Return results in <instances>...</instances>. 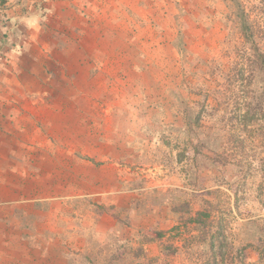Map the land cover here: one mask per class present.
Masks as SVG:
<instances>
[{"label": "crops", "instance_id": "obj_1", "mask_svg": "<svg viewBox=\"0 0 264 264\" xmlns=\"http://www.w3.org/2000/svg\"><path fill=\"white\" fill-rule=\"evenodd\" d=\"M158 2L0 0V264H70L91 240L126 242L142 228L157 243L152 211L135 216L138 190L127 174L135 152L120 130H106L121 117L68 107L90 104L74 88L106 89L149 66L136 45L162 44Z\"/></svg>", "mask_w": 264, "mask_h": 264}, {"label": "rangeland", "instance_id": "obj_2", "mask_svg": "<svg viewBox=\"0 0 264 264\" xmlns=\"http://www.w3.org/2000/svg\"><path fill=\"white\" fill-rule=\"evenodd\" d=\"M158 3L162 11L156 16L167 24L162 44L156 38L144 50L141 43L136 45L137 54L148 59L149 66L132 73L131 84L125 73L106 89H98L97 84L74 88L72 97L89 98L90 104L75 102L68 109L74 115L121 117L106 123V130H120L122 143H129L135 152L127 173L130 188L138 190L135 216L152 211L153 220L161 224H150L152 219L147 223L150 231L161 229V238L147 244L150 238L145 242L142 228L130 232L126 242L114 236L91 240L87 256H74L70 264H263L257 247L258 231L264 225V139L255 130L240 132L242 147L231 146L227 121L234 109L231 91L244 84L239 75L234 88L235 77L228 81L226 75L241 64L243 75L249 74L247 57L264 53V0ZM238 7L247 16L252 42L243 39ZM96 76L92 72L90 77ZM250 89L260 91L261 84ZM45 92L65 97L64 90ZM189 119L191 129L186 127ZM89 125L98 130L102 123ZM204 201L210 207L202 241L200 230L184 222L205 208ZM173 208L180 212H172ZM187 209L189 213H183ZM42 259L44 253L38 260Z\"/></svg>", "mask_w": 264, "mask_h": 264}, {"label": "trees", "instance_id": "obj_3", "mask_svg": "<svg viewBox=\"0 0 264 264\" xmlns=\"http://www.w3.org/2000/svg\"><path fill=\"white\" fill-rule=\"evenodd\" d=\"M236 13L243 39L247 42H252L253 35L250 32L247 16L239 7L237 8ZM246 61V65H249L251 70L249 74L246 73V75H243L244 69L243 64H241V67L237 68L238 70L232 73L231 76L230 74L226 75L228 81L231 80V78L235 77V79L231 81L234 88V85L238 81L239 75L241 76L240 83L244 84H240L241 90L235 88L233 89V91H231L232 98L235 101L232 100L230 102L234 104V109L231 116L227 119L231 129V146L235 149L240 148L243 145V140L239 137V135H237L240 132L253 134V131L255 130L259 137L264 139V53H252L251 56L247 57ZM243 76H247L249 80L246 81ZM242 80H244V82ZM255 84H261L260 91L256 89H250V87L255 86ZM243 101L244 103L242 104ZM186 127L191 129L190 119L189 121H187ZM204 204L205 208L203 210L196 211L195 216L192 217L191 215L184 222V225L191 224L198 230H200L201 240L202 238H204V235L207 232L206 229L208 227V223L206 220L209 217L207 210L210 207L208 202L204 201ZM172 212H180V209L173 208ZM183 213H189L188 209ZM261 227L262 228H260V230L258 231L261 232V234L259 235L260 237H258L259 246L257 247V252L259 255V261L264 264V225ZM216 235H219V233H216ZM157 236L161 238V235L159 233L157 234ZM209 247L210 250H212L214 248V245L210 243ZM218 252L221 253L220 250Z\"/></svg>", "mask_w": 264, "mask_h": 264}]
</instances>
